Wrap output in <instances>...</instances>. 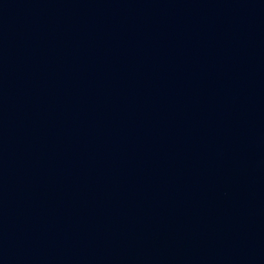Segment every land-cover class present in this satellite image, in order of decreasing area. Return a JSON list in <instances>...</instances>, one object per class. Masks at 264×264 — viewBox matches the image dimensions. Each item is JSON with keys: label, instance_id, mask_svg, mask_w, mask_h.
Listing matches in <instances>:
<instances>
[{"label": "water", "instance_id": "obj_1", "mask_svg": "<svg viewBox=\"0 0 264 264\" xmlns=\"http://www.w3.org/2000/svg\"><path fill=\"white\" fill-rule=\"evenodd\" d=\"M0 264H264V0H0Z\"/></svg>", "mask_w": 264, "mask_h": 264}]
</instances>
